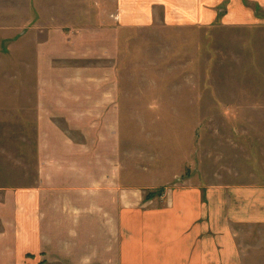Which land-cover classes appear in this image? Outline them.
Returning a JSON list of instances; mask_svg holds the SVG:
<instances>
[{
    "label": "rangeland",
    "instance_id": "obj_1",
    "mask_svg": "<svg viewBox=\"0 0 264 264\" xmlns=\"http://www.w3.org/2000/svg\"><path fill=\"white\" fill-rule=\"evenodd\" d=\"M230 3L203 24L136 0H0V185L43 180L45 223L105 264H263L241 187L264 183V110L253 125L222 104L264 84V23H232Z\"/></svg>",
    "mask_w": 264,
    "mask_h": 264
},
{
    "label": "crops",
    "instance_id": "obj_2",
    "mask_svg": "<svg viewBox=\"0 0 264 264\" xmlns=\"http://www.w3.org/2000/svg\"><path fill=\"white\" fill-rule=\"evenodd\" d=\"M220 1L221 0H136L137 4H151L154 7L163 6L169 11H176L178 10L176 7H179V11L185 12L187 18L197 19L198 16L201 19L200 22L203 24L207 23L208 12L212 11L209 9L208 5L218 4ZM254 1L264 6V0ZM243 4L242 0H231L229 6L230 11H241L246 14L243 15V18L246 20L241 21L236 19L232 23H257L255 20L253 21L254 18L252 20L250 19L252 16L250 14L251 10L246 8ZM258 22L257 24L260 25L264 23L262 21ZM252 40L264 43V38L261 39V37H253ZM261 59L264 60V54L261 56ZM261 70L264 72V68ZM252 73V75H261L260 71L257 72V74L253 70ZM231 87V94L224 96L223 102L225 103H223L222 106L232 107V109L239 108L238 117L242 118L240 121L253 125L256 124L257 121L254 115L258 110L253 111L252 114L250 109L254 110L257 108L264 110V84L260 85L259 89H257L255 83L249 85L232 84ZM258 91L260 94H257ZM230 100L232 103L229 102ZM259 113L261 114L260 111ZM249 115H253L251 119H249ZM261 118L258 123H264V113ZM254 130V128H252V130L249 128L244 129L241 131L242 133L240 136L248 140L246 144L251 146V150L253 151L251 153L256 155L255 150H253L255 149L253 147L254 143L252 144L249 141L250 133H254ZM253 133L251 137L255 136ZM253 141H255L254 138ZM242 186H245L241 188L248 191V195L242 198L241 201L247 204V212H253L255 214V216H250L245 219L248 221L246 223L247 226H256V230L264 228V183L261 185L249 183ZM257 191L263 194L261 193L256 197L255 193ZM43 204H45L43 199V180L29 186L0 185V264H97L99 260L104 262V264L105 261L108 262L107 258H109V255L105 251H98L93 246L84 247L72 243L69 237L73 235V232H77L78 234V231L69 228L60 231L54 229L50 224L45 223L46 215ZM260 236L264 239V234ZM253 245H255V247L253 246L254 250L264 251V240L262 243L263 246L260 244L256 246V243ZM115 252H117L116 258L119 257V261L122 262V250L116 249ZM260 262L264 264V259Z\"/></svg>",
    "mask_w": 264,
    "mask_h": 264
}]
</instances>
